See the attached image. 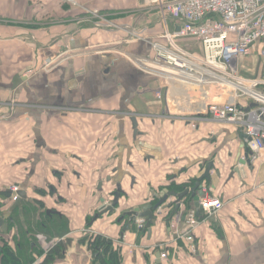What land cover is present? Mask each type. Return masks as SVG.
<instances>
[{"label": "crops", "instance_id": "1", "mask_svg": "<svg viewBox=\"0 0 264 264\" xmlns=\"http://www.w3.org/2000/svg\"><path fill=\"white\" fill-rule=\"evenodd\" d=\"M91 10H98L103 22ZM177 27V20L165 19L147 0H0V101L13 98L19 103L0 121V212L4 217L12 216L13 221L19 219L27 228L30 221L35 230L45 212L53 238H65L61 241L66 244L65 255L57 264L94 261L87 241L81 244L71 235L86 228L88 218L102 207L101 198L111 191L120 187L128 198L133 197L132 209L142 208L153 198L151 182L144 180L155 176L166 181L171 176L176 184L193 187L211 162V179L203 180L201 199L216 196L225 206L197 228V252L188 254L182 241L173 243L169 257L161 259V251L154 246L171 237L164 214L154 222L150 237L147 228L140 230L137 222L130 223L126 233L136 247L129 252L125 246L122 264H264V151L252 169L246 168V176L238 174L235 167L245 153L242 132L221 128L214 125L216 122H202L193 132L185 121H166L160 114L167 106L155 98L159 81L121 55L127 53L131 61L152 56L150 41ZM47 64L50 70L42 68ZM225 99L217 90L212 94L214 101ZM129 109L150 114V122H138L141 135L148 132L145 125H150L151 133L163 125L167 135L189 131L198 138L189 144L191 151L184 162L175 161L171 174L165 175L163 168L150 171V165L163 162L161 153L147 151L127 160L128 164L123 162L125 152H131L132 141L137 140L135 134L132 140L127 136L134 129L132 116L130 125L120 115ZM105 133L114 134L119 160L106 181L99 175L100 181L93 183L90 169L103 163ZM152 135L148 134V142L139 140L137 144H161ZM8 182L28 193L16 212H11L14 202L3 194L8 193ZM46 183L53 193L38 194L37 189H46ZM166 193L164 189L160 197ZM49 198L68 202L60 208L49 204ZM37 200L44 201L45 208ZM107 219L108 214L92 222V227L95 233L117 240L129 217L117 224ZM7 222L12 221L8 218ZM64 225L68 231L61 234ZM37 237L29 242L30 248L44 252L48 240L41 234Z\"/></svg>", "mask_w": 264, "mask_h": 264}, {"label": "built area", "instance_id": "2", "mask_svg": "<svg viewBox=\"0 0 264 264\" xmlns=\"http://www.w3.org/2000/svg\"><path fill=\"white\" fill-rule=\"evenodd\" d=\"M147 1L157 6L165 19L177 20L180 30L155 36L150 41L154 54L133 59L132 63L143 72L160 73L159 77L167 84L166 106L171 113L167 116L173 117L175 111L171 108H174L192 129H197L202 122H217L241 130L245 134L242 165H255L264 151V79H249L240 74L239 62L255 46L264 56V0ZM91 12L103 22L98 10ZM188 39L199 43L201 52L181 45L180 40ZM213 90L226 95V99L212 100ZM16 105L15 101H0V121L4 112ZM17 189L14 187V191ZM200 205L207 221L220 213L225 203L211 195L203 197ZM181 209L171 220V237L154 246L162 250V260L169 257L166 248L178 241L187 243L188 254L197 252L193 231L203 217L197 214V208L188 213L182 203ZM164 212V206L155 210L157 221ZM136 222L140 230L146 228L145 218H138ZM114 242L130 249L136 247L129 242L126 232Z\"/></svg>", "mask_w": 264, "mask_h": 264}, {"label": "rangeland", "instance_id": "3", "mask_svg": "<svg viewBox=\"0 0 264 264\" xmlns=\"http://www.w3.org/2000/svg\"><path fill=\"white\" fill-rule=\"evenodd\" d=\"M107 22L108 21L106 19V22L105 23H107ZM180 43H181V45H183L186 49H188L190 51H193V52H201L200 44L199 43H196L193 40H191V41L189 39L188 40H182V41H180ZM121 55H123L125 58H127L131 62V64H133V65L136 64V63H132L131 57L129 55H127V53L122 52ZM133 59H135V58H133ZM239 66H240L239 67L240 68V74H242L243 76H245V77H247L249 79H264V56H262L260 54V50L257 49L256 46H255L254 50L251 52V54L249 56H247V57H245V58H243V59L240 60ZM42 68L43 69H46V70H50L51 69V66H50V64H47V65H45ZM33 71L34 70H29L28 73H32ZM143 73H145L146 75H148V76H150V77H152V78H154V79H156V80L159 81V83H160V88L159 89L160 90H157L158 92L157 91L155 92V98H157L158 100H163L164 103L166 104L167 100H166L165 97H166V85L167 84L166 83H163V79L159 77L160 73H157V72H152V73L143 72ZM214 91L215 90H213V92ZM157 93H158V95H157ZM6 100L7 101H15L17 104H19L13 98L6 99ZM2 101H5V100H2ZM8 110H12V109H8ZM168 111L169 110L165 111L164 114H160V115H163V117H164L163 119H166V121L168 120L170 122H172V121L173 122L174 121L175 122H181V121L183 122V120L180 117L181 114L175 113L176 110L174 108H171V111H175V112H172L173 113V117L167 116L168 114H171ZM120 113H121L120 115H124L123 117H126V120L128 121V123L130 125H131L130 118H129L130 116L137 117L138 122H140V119H143V120L146 119V122H150L147 119L152 120L151 117H149L150 114L147 111H136V110L134 111L132 109H129V110L121 111ZM4 114H5V112H4ZM152 116H153L152 117L153 119L156 118V117H154L155 115H152ZM162 122L163 121H161V124H162ZM214 125H217V126H220V127L222 126L225 129L230 128L229 130H231L232 132H233V129H234L233 126H231L229 124H226V123H217L216 122ZM132 127L134 128L133 125H132ZM150 128H151L150 125H145V130H147L148 132L147 133H143L141 135L140 134L141 133L140 132L141 129H140V124H139L138 133H137L138 135L137 134L135 135V138H137V140H136V142L134 140L132 141L133 143L131 145L132 146L131 152H129V150L125 152V154H124L125 159L123 160V162H125L126 164H128L126 162L127 160L134 159V158H137V157H141L142 153H146L147 151H149L147 154H153V155H156L157 153H161V154H159V158H161V160L163 162H161V163H153L152 165H150V166H152L150 168V171L153 173L158 168H163V170H165V175L166 174L167 175L168 174H171L172 173V170L176 166L175 165L176 164L175 161H178V163H180V164L183 163L185 157L189 156V153L191 151L189 144L191 142L197 141L198 138L197 137H194V134L192 132H189V131L188 132H185V133H183L181 135H177V136L167 135L166 132H165V130H164L163 125H160V127L155 128V131L153 133H151V129ZM190 129L193 132H195V130H197V129H192L191 127H190ZM105 134H106V139H105L106 140V142H105L106 145H104V147H103L104 148L103 149V152H104L103 163L100 164V165H98V166H95L94 168H91L90 169L91 170V173H93L94 174L93 176L95 177L94 178L95 180H93V183H98V181H100V180H98L99 179V175H100V177L104 181H106L107 176L110 175V173L112 172V169L115 166H117V163H118V160H119L118 157H117L118 154L116 153L117 150H118V148L116 147L118 145V142L117 141H114V138H113L114 137L113 136L114 134H109V133H105ZM148 134H150V135L153 134L152 135L153 139L154 140H158L159 143H161V144L153 143L151 145V147L141 146L140 144H137V142L139 140H140L139 142H148L147 141ZM132 135H133V138H134V129H133V131H132V129L130 130V135L127 134L128 138L132 137ZM130 139L132 140V138H130ZM185 140H188L190 142L184 144ZM221 140L222 141L225 140L224 137L221 138ZM114 143L116 145H112ZM107 145H110L111 146V149H105V148H107ZM126 146H127V144H125V147ZM143 155H145V154H143ZM242 156L243 155H241V157L239 159V162H238L239 164H240V161L242 159ZM211 157L213 158L214 156H211ZM90 167L91 166H89V168ZM125 167H127V169L129 168L127 165H125ZM246 168H249V167H246ZM170 179H171V176H168V178H167L166 181H162V179L156 180V177L155 176H152V177L148 178L147 180H144V183L151 182V183H149L151 185V187H150L152 189L151 194L153 196V198L151 200H153L155 198H162V197H160V195H161L160 193L163 192L164 189H166V187H167L168 184H170V182H171ZM141 181H143V180H141ZM7 184H8L9 190H12L15 193H17V192H19L21 190V187L19 185L15 184V183H13V182H8ZM46 185L47 186L45 188L47 190L46 189L45 190H46V192H48L47 194H51V192H50L51 191L50 183H46ZM16 186H17L18 189H17V191H14V187H16ZM40 189H44V187L43 188H40ZM110 189L111 188H108L107 191H109ZM116 189H117V187L114 188L113 190H116ZM116 192L117 191H114V192L111 191L109 194H107V197H104L103 196L104 199L108 198L107 199V202L105 201V203L103 204L104 206H110V205L113 204V202H114L113 200L115 198V193ZM94 193H95V196L98 194L96 192V188H95V192ZM8 194H9L10 202L12 204H13V202L15 203L17 197H13V194H11L9 192H8ZM27 197H28V193H27ZM186 198L187 197L183 198V200L181 201V204L183 203L184 205H186V203H185V199ZM130 199H131V201H130ZM25 200H27V199L22 200V202H21L22 206L25 203ZM95 200L96 201L98 200V197L97 196H96ZM99 201H100V199H99ZM139 201H140V199H139ZM175 201H176V197L173 198V196H170L168 198V200L163 205H161V206H164V210H165L164 214H168L166 211L167 210H170V209H171L170 212H172V210L174 209V206H175V204H174ZM48 202H49V204L54 203L55 206H58V207L62 208V206L64 207V205L68 202V200L67 199L57 200L56 198H53V199L49 198L48 199ZM170 204H172V205L170 206ZM181 204H180L179 212H181V210H182L181 209ZM190 204H191V207L189 209L187 208V210H186V211H188V213H189V211L191 212L192 210H194V208H196V206L194 205V199H193V197L191 199V203ZM131 205H133V197H131V198L129 197L128 198L125 195V193L122 191V195L119 198V203H117V205H116L117 207L115 209V212L114 213H107L109 215V219H112L113 220V224H117V222H118V220H119V218L121 217L122 214L127 213V212H130V211H132V210L135 209V208L132 209L131 208ZM70 206H71V204H70ZM71 207H74V208L76 207L77 208V207H80V205L79 206L74 205V206H71ZM123 208H126V209H123ZM14 209H16V208H14ZM17 210L18 209H16L14 212H16ZM96 211H98V208L94 211L93 216L95 215ZM119 212H120V215L118 214ZM107 214H105V215H107ZM177 214H175L173 216V218H175ZM199 215L201 217H203V218L200 219V221H202L199 224V226H200L202 223L206 222V221H204V219L206 218V216L205 215H202L201 214V211H200V214ZM166 218L167 217H165V219ZM109 219H107V221ZM7 220H8V218L5 217V223H6ZM9 220L12 221L11 219H9ZM170 224H171V221H170ZM21 225L24 227L23 224H21ZM199 226H197V228ZM2 227H1L2 229L0 230L1 231L0 232V246H3L4 243H7L8 242L9 243V246L13 250H17L16 244L12 240L13 237L15 235H17L16 234V230H14L10 226V222H7L6 225L4 224V226H2ZM197 228L193 231V235H195V237H196V230H197ZM15 229H17V227ZM93 230H94L93 227L92 226H89V221L87 220L86 228H84V230L81 231V232H77L76 234H72L71 237H73L76 240H80V243L82 244V241H81L82 239H80V238H83L84 239V238L89 237V236H92V235H97V233L94 232L96 230H94V231ZM127 231H125V232H127ZM107 238H109V237H107ZM35 239L38 240L36 237H35ZM63 239H65V238L64 237H60L58 240H56V238H52L51 240H48L47 247L45 248V250L43 252V255L34 264H41L43 262L45 256H46V254L50 251V249L55 244H57L60 241H62ZM112 241L114 242V240H112ZM85 243H86V241H83V244H85ZM179 243H180V241L177 242V244H179ZM184 243L187 244L185 241H184ZM195 245H196V242H195ZM48 246H50V247L48 248ZM122 247L125 248V246H123V245H122ZM170 248H173V246H170V247H168L166 249L167 250H170ZM127 249L130 252V247L129 246H128ZM157 249H159V251H162L160 248H157ZM79 257H81V255Z\"/></svg>", "mask_w": 264, "mask_h": 264}, {"label": "trees", "instance_id": "4", "mask_svg": "<svg viewBox=\"0 0 264 264\" xmlns=\"http://www.w3.org/2000/svg\"><path fill=\"white\" fill-rule=\"evenodd\" d=\"M170 184L167 185L166 189L167 192L170 191H177V192H182L186 189L187 185L184 184H176L175 179H170ZM54 191V190H53ZM51 194L53 193L52 190L50 191ZM37 193L41 195H46L48 192H46L45 189H37ZM5 195H8V193H3ZM157 197V196H156ZM188 204L187 208L189 209L191 207V195H188ZM161 198H155L151 200L153 204H157ZM37 204L41 208H45V202L41 200H37ZM26 212H29L30 209L26 207ZM187 210V209H186ZM45 213V212H44ZM41 215V219L37 221L36 226L37 230H35L30 221H27L28 228L23 227L19 221V219H16L15 221L12 220L10 223V226L16 230V234L13 237V242L16 244L17 250H13L10 246L9 243H4L3 246H0V264H34L42 255L43 252L40 251L39 248H30V241L38 238L37 235L41 234L46 237L47 240H51L55 235L53 231H50V225L48 224L47 218H50L46 214ZM167 218L166 220L170 217L171 212L166 214ZM65 216V215H64ZM93 218V217H92ZM92 218H89V226H93L92 223ZM65 219V217H64ZM62 218V220H64ZM122 221V220H121ZM120 221V222H121ZM65 223V221L62 222V224ZM17 227V229H15ZM62 228V233H66L68 231V228L66 225H64ZM34 233V234H31ZM37 234V235H36ZM87 241L89 249L91 250L93 257H94V264H122L123 261V252L122 250L124 247L122 245H118L115 242H113L111 239L97 234V235H92L89 237H86L81 240ZM35 242V241H34ZM22 245V248H18L19 245ZM33 244V241H32ZM66 244L63 242H59L55 244L50 251L46 254L43 262L41 264H57L61 263V259H63L65 252Z\"/></svg>", "mask_w": 264, "mask_h": 264}, {"label": "water", "instance_id": "5", "mask_svg": "<svg viewBox=\"0 0 264 264\" xmlns=\"http://www.w3.org/2000/svg\"><path fill=\"white\" fill-rule=\"evenodd\" d=\"M177 31L180 30V27H177L176 29ZM255 104H252V106ZM132 121H133V125H134V134L136 135L138 133V121H137V117H132ZM241 130H238V133H240ZM243 138L245 137V134L242 133ZM245 162L243 160L240 161V164H238V166L235 167V171L238 174H242V175H247V170L246 167L242 164H244ZM214 167L213 162H211L206 170L205 173L196 179L195 184L193 187H188L186 188L184 191L182 192H177V191H170L167 192L165 194V196H163L159 202L157 204H153V203H149L145 206H143L142 208L136 207L134 210L125 213L124 215H122L119 220H121L122 218H124L125 216L129 215L130 216V220L129 223H127L125 225V227L123 228V232L122 235L125 233V231H127L129 229L130 223L131 222H135L138 218H145L146 220V228L149 232V237L152 235L153 233V223L156 220L155 217V210L163 205L170 196L176 197V201L174 202L175 206L174 209L171 212L170 217L167 219V225H168V230L171 231V224L170 221L173 219V216L175 214H177L179 212V208H180V204L181 201L183 200V198L187 197L188 195H191L194 199V205L197 208V214H200V211L202 209L201 205H200V199L201 197L204 195V188L202 185L203 180L207 179L210 180L211 179V171ZM252 169V165L249 166ZM9 193L13 194V197H17L15 203L13 204V207L11 209V212L13 210H15L14 208L17 207H22V200L24 199H28L27 197V193L25 190H20L19 192L15 193L12 190H8ZM122 195V190L120 189V187L118 188V191L115 193V198H114V202L112 205L110 206H104L102 205V207L99 209V212L94 216V218L92 219V222L97 220L98 218H100L101 216L107 214V213H114L115 209H116V205L117 203H119V198ZM102 204L105 203V199L101 198ZM172 204H170L171 206ZM185 218V216L183 217ZM5 223V217L4 215H2V213L0 212V229L3 226V224ZM90 264H94V261H92Z\"/></svg>", "mask_w": 264, "mask_h": 264}, {"label": "flooded vegetation", "instance_id": "6", "mask_svg": "<svg viewBox=\"0 0 264 264\" xmlns=\"http://www.w3.org/2000/svg\"><path fill=\"white\" fill-rule=\"evenodd\" d=\"M98 212H99V210H98V211H96L95 215H96ZM124 214H125V213H124ZM124 214H122V215H124ZM95 215H94V216H95ZM122 215H121V216H122ZM94 216H93V217H94ZM126 217H129V219H128V220H130V216H129V215L125 216L124 218H126ZM7 218H9V219L13 220V217H12V216H8ZM93 222H94V221H93Z\"/></svg>", "mask_w": 264, "mask_h": 264}, {"label": "bare ground", "instance_id": "7", "mask_svg": "<svg viewBox=\"0 0 264 264\" xmlns=\"http://www.w3.org/2000/svg\"><path fill=\"white\" fill-rule=\"evenodd\" d=\"M152 68V67H151ZM156 69V67H154L152 70H155Z\"/></svg>", "mask_w": 264, "mask_h": 264}]
</instances>
